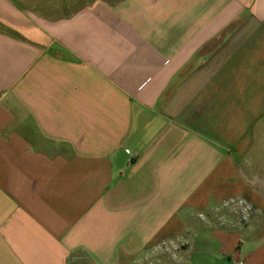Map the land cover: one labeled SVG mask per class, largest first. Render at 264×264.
Returning a JSON list of instances; mask_svg holds the SVG:
<instances>
[{
  "label": "crops",
  "instance_id": "1",
  "mask_svg": "<svg viewBox=\"0 0 264 264\" xmlns=\"http://www.w3.org/2000/svg\"><path fill=\"white\" fill-rule=\"evenodd\" d=\"M75 4L0 0V264H264V0Z\"/></svg>",
  "mask_w": 264,
  "mask_h": 264
},
{
  "label": "built area",
  "instance_id": "2",
  "mask_svg": "<svg viewBox=\"0 0 264 264\" xmlns=\"http://www.w3.org/2000/svg\"><path fill=\"white\" fill-rule=\"evenodd\" d=\"M244 200L246 204L243 207H247V205H251L249 212L247 213V218L244 217L241 206L239 205V201ZM223 207L230 209L232 213L239 219L240 222H247L252 218V213L256 209L255 206L245 197H230L224 200ZM178 240H165L160 244L161 250L167 253H175L179 249Z\"/></svg>",
  "mask_w": 264,
  "mask_h": 264
},
{
  "label": "rangeland",
  "instance_id": "3",
  "mask_svg": "<svg viewBox=\"0 0 264 264\" xmlns=\"http://www.w3.org/2000/svg\"><path fill=\"white\" fill-rule=\"evenodd\" d=\"M88 0H76V4H75V7H80V6H82L83 4H85L86 2H87ZM72 8H67V9H65L66 11L67 10H71ZM246 198V197H245ZM249 200V199H248ZM250 201V200H249ZM251 202V201H250ZM252 203V202H251ZM253 205H254V203H252ZM255 206V205H254ZM255 208H256V206H255ZM256 213H257V208L253 211V213H252V217H254L255 215H256ZM197 214H198V217L199 218H202L203 216H202V211L201 212H197ZM172 254H174V253H172ZM173 257V256H172ZM174 258V257H173ZM74 264V263H73ZM75 264H76V262H75ZM77 264H84V263H82V262H80V263H77ZM147 264H158V263H156V260H151V261H148L147 262Z\"/></svg>",
  "mask_w": 264,
  "mask_h": 264
},
{
  "label": "clouds",
  "instance_id": "4",
  "mask_svg": "<svg viewBox=\"0 0 264 264\" xmlns=\"http://www.w3.org/2000/svg\"><path fill=\"white\" fill-rule=\"evenodd\" d=\"M245 204H246V201L244 200L239 201V205L241 206L244 217L247 218V213L249 212L251 205H247V207H243Z\"/></svg>",
  "mask_w": 264,
  "mask_h": 264
}]
</instances>
